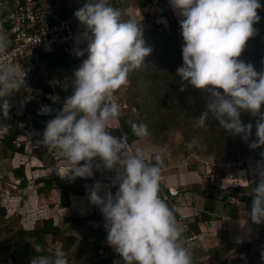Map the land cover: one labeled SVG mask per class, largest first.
Here are the masks:
<instances>
[{"label":"clouds","instance_id":"clouds-1","mask_svg":"<svg viewBox=\"0 0 264 264\" xmlns=\"http://www.w3.org/2000/svg\"><path fill=\"white\" fill-rule=\"evenodd\" d=\"M169 4L185 42L183 63L176 69L181 90L191 85L208 95L197 125L206 127L212 117L221 129L240 135L251 149L264 146V70L257 71L252 63L239 59L257 31L253 27L260 19L257 9L264 5L260 0H169ZM132 13L131 8L113 7L110 0H85L74 12L83 29L78 43L85 45L75 48V55L87 56L74 69L71 83L63 85L71 87L72 93L47 121L42 141L67 162L58 170L61 179L91 177L94 167L116 169L112 181L113 186L118 184L115 194L106 190L101 195L102 185L96 182L88 196L90 203L100 208L106 242L122 257L123 264H193L191 253L181 243L183 229L159 196L165 151L145 159L141 148L129 147L123 136L108 130L109 122L121 114L114 94L128 84L129 74L140 69L152 52L145 46L142 24ZM7 47L0 34V56ZM19 89L16 66L0 61V111L4 116L11 107L7 98ZM51 99L55 102L59 97ZM242 112L258 117L255 140H249L253 124L242 123ZM129 123L136 137L149 135L147 125ZM260 155L264 157V152ZM257 175L248 215L260 224L264 222V168ZM33 247L38 255L30 258V264H67L61 247L50 255H40L39 246Z\"/></svg>","mask_w":264,"mask_h":264},{"label":"rangeland","instance_id":"rangeland-1","mask_svg":"<svg viewBox=\"0 0 264 264\" xmlns=\"http://www.w3.org/2000/svg\"><path fill=\"white\" fill-rule=\"evenodd\" d=\"M128 8L133 9L132 18L142 24L145 46L152 48V52L145 57V62L139 70L162 73L164 64L159 63V58L153 49L155 45L150 42V34L145 30L154 29L156 32L162 31L168 33L167 18L170 16L177 18L169 4V0L156 1L155 3L149 1L143 8H138L137 2L131 0L119 3L117 9L126 11ZM127 18V16L124 17V19ZM164 40L165 39L162 37V39L158 41V46L156 48L164 49ZM76 42L78 43V40ZM165 48L168 49L167 47ZM71 52L70 56L77 60L79 64L86 58L85 56L77 57L75 55V48H72ZM243 52L246 53L247 50H243ZM245 58L246 60H250L251 55H247ZM27 77L29 81L31 79H42L43 82L52 87L55 93L57 87L61 86L65 88L63 86L64 84L71 83L66 73L60 69L47 68L39 71L34 70L30 72ZM176 82H179V80ZM125 87L126 85L121 87L114 94L113 99L121 106V114L119 117L125 116L128 119H132L137 113L135 109L128 106V95L125 93ZM180 89L181 86L178 90ZM219 90L221 92L223 91L222 89ZM181 91L184 92V103L182 106L177 105L174 98L169 99L162 95L165 94L167 90L163 87L160 89L158 94V111L151 118V123L145 122V125H149L150 127L148 132L149 134L151 132V136L148 135L143 137L144 139L135 143L133 148H141L146 157L154 156L153 154L158 152V149L159 151L164 150V162H166V165L167 162L171 167H179V164L182 162L185 165L191 163L197 166V164H200L203 173L207 170L206 175L216 173L210 168L215 162L221 164L222 168H217L221 175L224 169L230 171L240 167L237 165L239 162L242 165V162L239 160L248 157L258 161L257 163H250L253 168V173L258 169V165L264 166V157L260 155L261 152H264V146L251 149L249 144L245 141L241 147L234 145V143L226 142V135H228V138H231L229 136L236 135L221 129L218 125V121L212 117L207 121L206 127L201 128L197 125L196 121L200 112L206 109V100L208 99L207 93L191 85H187L184 87V90ZM25 92L27 93L29 90L19 89L8 97L7 99L13 107L14 114L10 117H0V138L9 126L15 124L20 131L19 136L14 141L15 145L20 143L23 144L22 154L15 153L7 159L0 158V264H20L23 258L19 257L17 252H14L7 260H2L1 256H8L9 253L11 254V250H2V247L5 246L4 244L6 242L11 244L13 242L19 244L34 242L32 239L33 237L30 235L31 229L38 226L42 219L48 217L51 218L53 224L58 226L64 234L73 235L74 240L71 246L64 251L67 264H94L99 257L107 255L111 256L112 264H123L120 255L118 262H116L117 258L111 255L110 252L113 248L106 242L107 231L104 228V217L100 208L90 203L88 196V192L96 182H100L102 185L101 195H103V192L106 190H111V192L115 194L118 189V184L111 187L113 185L108 183V177H110L112 173H115L116 169L107 170L103 166L98 169L94 167V175L90 177L93 179V182L82 183L80 193L71 196V202L68 208H61L58 206L57 190L45 189L41 194L34 192L35 185L32 182L33 178L36 176H53L56 172L58 173V168H60L61 165H66L67 162L58 161V151L50 150L40 145L37 136L39 131L32 130L26 121H22L21 117L19 120L18 117L22 114L24 107L20 102V98L26 94ZM51 97L52 95L48 96L49 101H52ZM29 100L37 104L36 110H40V108L46 104L40 100L28 99L27 101ZM133 100L142 103V99L140 100L137 97H134ZM164 100L174 104L176 107L172 110L171 108H165ZM186 106H188L187 110L191 109L195 113L187 114V110L185 109ZM56 114L57 111H55L54 115H50L47 121L52 119ZM163 114H170V117L166 118ZM28 117H30V115H28ZM253 118L255 117L251 114L245 117L244 112L241 113V120L243 123H245L246 120L252 123ZM41 133L43 134V132ZM148 137L155 141L156 145H152ZM255 139V137L249 138L250 141ZM190 143L192 145L191 147H189ZM194 145L198 146L197 150L193 148ZM96 162H100L99 158L96 159ZM80 163L83 164L84 161ZM18 164H22L24 167L23 180L14 177L11 173V167ZM32 164L34 166H32ZM250 165H248L249 168ZM207 167L209 169H206ZM172 175L177 177L176 174ZM231 177L234 179V176L230 175V179H232ZM256 177H258L257 173ZM223 180L224 175L223 178L221 177L220 181H218L219 183L221 182L220 185H225L227 183ZM234 182L235 180L231 181L232 184H234ZM92 211L96 212L98 216L97 219H87V216L90 215ZM69 216H71V218H77L80 222L79 225L74 227L71 226L68 220L65 219ZM42 240L45 243V250L47 251H54L60 246L59 242L51 241L48 234L44 235ZM87 240H94L97 244H107L110 252L105 254L100 250L96 252L90 251L85 244ZM32 245L34 246V244ZM31 257L33 256H30L28 259L29 264Z\"/></svg>","mask_w":264,"mask_h":264},{"label":"trees","instance_id":"trees-1","mask_svg":"<svg viewBox=\"0 0 264 264\" xmlns=\"http://www.w3.org/2000/svg\"><path fill=\"white\" fill-rule=\"evenodd\" d=\"M131 1V0H129ZM161 1V0H156ZM261 4L264 5V0H260ZM138 7H143L144 3L142 1H137ZM174 11V10H173ZM175 14V12H174ZM257 14L260 17L259 21L254 23L253 27L257 30L255 35L246 43V46L244 50H247L246 53L242 52L241 57L239 59L244 60L246 63H252L255 66V69L257 71L264 70V7L257 9ZM176 15V14H175ZM164 16V15H163ZM167 25H168V33L165 32H156L154 29H148L145 30L150 34V42L155 45L153 46V49L155 50L158 58L159 63L164 64V70L162 73H155L150 72L146 70H135L129 74V82L126 85L125 93L128 95V106L130 108L135 109L137 115L133 117L132 119H128L125 116L116 118V126L108 127V130L111 132L112 135L121 137L123 136L126 139L127 144L133 148V145L137 143L140 140H143L144 138H138L135 135H133L130 123L134 122L137 124L145 122L151 123V118L155 115V113L158 111V94L160 89L163 87L167 92L164 95L165 97H168L169 99H175L177 102V105H183L184 98L183 94L184 92L178 90L181 86V81L179 77L176 75V69L180 66H182L183 60H182V45L185 43L182 39V36L180 34L181 28L179 24L178 17L175 18L173 16H170L167 18ZM165 39L163 41V48L164 49H158L156 48L158 46V41ZM167 47L168 49H166ZM71 50L68 52H63L61 50H57L52 55L53 63L48 66V69H60L63 70L66 75L69 77V81L72 80V73L74 69H76L80 64L77 60L73 59L71 55ZM251 55L250 60H246V56ZM179 80V82H176ZM31 86L33 90H37L39 95L41 96V101L43 103H46L50 106L51 113L47 116H41L36 115V103L32 101H26L24 102L20 98V102L24 105L22 114L18 117L20 120V117L22 118V121H26L30 128L35 131H39L38 139L39 143L42 147H46L43 144V134L41 132H44V129L46 127L47 119L50 117V115H54L55 111H58L62 109L63 103L65 101V98L72 93V88L68 87L67 89L59 86L56 88V93L53 91L52 87L48 85L47 83L43 82V80L38 79H31ZM185 84L187 82H184ZM17 92V91H15ZM46 94H50L53 96H58L59 99L55 102L49 101ZM134 97L142 99V103H138L133 100ZM160 100V99H159ZM162 101V100H161ZM164 107L165 108H175L176 106L174 104H171L170 102H167L166 100ZM154 103V104H153ZM262 108H264V105H262ZM185 109H188V106L185 107ZM55 110V111H54ZM188 113H195L191 109L187 110ZM13 107H10V110L8 112L7 116H13ZM30 115V117H28ZM4 116L3 112L0 111V117ZM166 118L170 117V114H163ZM244 116L248 117L250 116L249 113L244 112ZM149 119V121H148ZM257 117L253 118L252 124V135L251 137H255V124L253 122L257 121ZM243 123V122H242ZM251 122H248V120L245 121L244 124H248ZM162 127V126H161ZM148 130L150 129L149 125L147 126ZM20 131L15 124L13 126H9L5 133L0 138V158H9L13 154H22L23 153V144L20 143L18 145H15V139L19 136ZM151 136V132L149 134ZM231 138H228V135L225 136V141L228 143H234V145H238L241 147L243 144V140L240 135L236 136H229ZM149 138V137H148ZM230 139V140H229ZM150 143L153 145L155 144V141H153L151 138H149ZM48 148V147H46ZM194 149L197 150L198 146L194 145ZM135 149V148H133ZM159 151V149H158ZM264 151V147H263ZM57 159H62L60 157H57ZM154 162V161H152ZM164 166H166V162H164ZM11 173L14 177L20 178L21 180L24 179V167L22 164H18L16 166L11 167ZM116 176V172L112 173L110 177H108V182H112ZM32 182L34 183V192L37 194L43 193L45 189L47 190H57V197H58V206L61 208H68L71 202V196L72 195H78L81 191V185L82 183H90L93 182V179L90 177H77L72 181H69L67 179H61L57 172L53 176H37L32 179ZM252 186L254 187L255 184L253 183ZM251 186V188H253ZM164 192L168 193L167 190L164 188ZM98 216L95 211H92L90 215L87 216V219H97ZM65 219L68 220L69 224L71 226H77L79 225V220L77 218H71V216L66 217ZM48 234L50 236V240L53 242H59L60 246L64 251L67 250L74 238L71 234H64L58 226L53 224L50 217L44 218L40 221V224L36 227H33L30 231V235L33 237L34 242H24L22 244L13 242L12 244L9 242H6L4 247H2V250H11V254L9 253L8 256H1L2 260H7L10 256L14 254V252H17L19 257L23 258V261L20 264H29V257L30 256H36L38 253L35 251L34 246H39L41 249L40 255H50L54 251H47L45 250V243L42 240L43 236ZM87 248L92 251L96 252L97 250H100L102 253H109V247L107 244H97L94 240H87L85 242ZM111 255L118 256L119 254L112 250ZM94 264H112V259L110 255L99 257L98 260Z\"/></svg>","mask_w":264,"mask_h":264},{"label":"crops","instance_id":"crops-1","mask_svg":"<svg viewBox=\"0 0 264 264\" xmlns=\"http://www.w3.org/2000/svg\"><path fill=\"white\" fill-rule=\"evenodd\" d=\"M44 1L58 15H65L76 0ZM116 124V119H113L109 127ZM239 161L242 162L240 167L230 171L224 169L222 175L217 170L221 164L215 162L210 168L216 173L208 174L211 176L206 175L207 170L203 173L200 164L196 166L190 162L187 165L182 162L179 164L181 168L171 167L168 162L163 167L159 196L173 210L178 225L182 227L181 243L191 253L193 264H264L261 259L264 222L253 223L248 215L253 199L251 186L258 183L256 173L264 166L258 165L253 173L250 163H257V160L248 157ZM223 175L225 183L230 175L234 176V184L220 185L218 181ZM190 234L195 235V239L183 241ZM114 258L119 261V255Z\"/></svg>","mask_w":264,"mask_h":264},{"label":"built area","instance_id":"built-area-1","mask_svg":"<svg viewBox=\"0 0 264 264\" xmlns=\"http://www.w3.org/2000/svg\"><path fill=\"white\" fill-rule=\"evenodd\" d=\"M127 1L129 0H110V3L118 8L119 3ZM135 1H142L144 5L149 1L156 2ZM84 3L85 0H76L65 15H58L44 0H0V34L5 36L8 43L6 53L0 56V61L7 60L16 66L20 76V89L29 90L21 97L24 102L28 99L41 101L37 90L30 86L27 77L30 72L47 69L53 63L52 55L57 50L68 52L77 46H85L82 42H76L83 29L74 15ZM49 95L46 94L47 97ZM237 165L241 166V163ZM231 181L234 179H227L226 184L232 185ZM195 237L190 234L183 241L189 242Z\"/></svg>","mask_w":264,"mask_h":264},{"label":"water","instance_id":"water-1","mask_svg":"<svg viewBox=\"0 0 264 264\" xmlns=\"http://www.w3.org/2000/svg\"><path fill=\"white\" fill-rule=\"evenodd\" d=\"M51 113L50 106L48 104H45L41 107L40 110H36L35 114L36 115H41V116H47ZM59 170V168H58Z\"/></svg>","mask_w":264,"mask_h":264}]
</instances>
